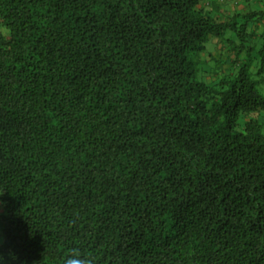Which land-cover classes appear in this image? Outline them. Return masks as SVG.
Returning <instances> with one entry per match:
<instances>
[{"label": "trees", "instance_id": "trees-1", "mask_svg": "<svg viewBox=\"0 0 264 264\" xmlns=\"http://www.w3.org/2000/svg\"><path fill=\"white\" fill-rule=\"evenodd\" d=\"M207 1L0 0V264H264V10Z\"/></svg>", "mask_w": 264, "mask_h": 264}, {"label": "crops", "instance_id": "crops-1", "mask_svg": "<svg viewBox=\"0 0 264 264\" xmlns=\"http://www.w3.org/2000/svg\"><path fill=\"white\" fill-rule=\"evenodd\" d=\"M248 2L249 0H209L206 2V5L214 11L218 18L227 20L235 13H248L251 11L252 9L249 10L247 5ZM263 31L264 22L259 26V32ZM210 44L211 46L208 48L206 56L209 63L213 62L212 59L233 62L236 58V55L230 52L229 47L223 44L219 39H212ZM239 59L244 61L246 56L241 54Z\"/></svg>", "mask_w": 264, "mask_h": 264}, {"label": "rangeland", "instance_id": "rangeland-1", "mask_svg": "<svg viewBox=\"0 0 264 264\" xmlns=\"http://www.w3.org/2000/svg\"><path fill=\"white\" fill-rule=\"evenodd\" d=\"M247 5L249 7V10H251V9L252 10L253 9H256V10H264V0H262V1L261 0H249V2L247 3ZM230 36H234V33L229 32L226 35V37H230ZM233 39L236 40L235 36L233 37ZM210 46H211V44L209 43L207 45V48H209ZM259 47L260 46L256 47L257 49L256 50H253L251 52V54H250L249 57L246 56V60H248L249 58H252L253 70L254 71L257 70V68H259L261 66L262 62H263L262 54H261L262 52L261 53L259 52ZM213 60L215 61V59H213ZM214 61L212 62V64L215 63ZM208 63L201 62V65H200L201 69H203V70L210 69L212 66H211V63H209L210 65ZM215 66H214L213 69H216Z\"/></svg>", "mask_w": 264, "mask_h": 264}, {"label": "clouds", "instance_id": "clouds-1", "mask_svg": "<svg viewBox=\"0 0 264 264\" xmlns=\"http://www.w3.org/2000/svg\"><path fill=\"white\" fill-rule=\"evenodd\" d=\"M70 256L68 260L65 261V264H89L90 257L83 256L79 249H71Z\"/></svg>", "mask_w": 264, "mask_h": 264}]
</instances>
